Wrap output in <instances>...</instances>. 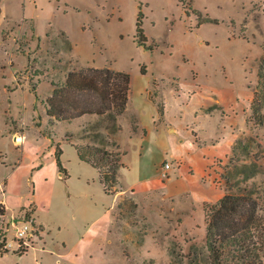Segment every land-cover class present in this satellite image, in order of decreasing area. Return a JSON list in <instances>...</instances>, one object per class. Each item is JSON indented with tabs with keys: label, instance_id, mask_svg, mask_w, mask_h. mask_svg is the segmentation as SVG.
Wrapping results in <instances>:
<instances>
[{
	"label": "rangeland",
	"instance_id": "1",
	"mask_svg": "<svg viewBox=\"0 0 264 264\" xmlns=\"http://www.w3.org/2000/svg\"><path fill=\"white\" fill-rule=\"evenodd\" d=\"M263 58L264 0H0V240L24 214L36 227L29 244L0 254V264H209L204 209L199 215L193 205L142 190L105 193L98 170L72 144L91 143L95 132L115 140L112 121L101 116L66 131L65 121L46 115L44 101L53 84L87 66L126 71L134 86L144 69L151 99L159 89L187 95L203 81L235 88L255 75L247 127L213 183L226 192V178L235 177L261 197ZM59 146L66 176L54 159ZM126 149L117 190L140 182L137 147ZM169 151L162 150L168 162Z\"/></svg>",
	"mask_w": 264,
	"mask_h": 264
},
{
	"label": "crops",
	"instance_id": "2",
	"mask_svg": "<svg viewBox=\"0 0 264 264\" xmlns=\"http://www.w3.org/2000/svg\"><path fill=\"white\" fill-rule=\"evenodd\" d=\"M255 80V75L250 82L244 76L238 86L230 83L235 87L230 89L203 81L195 83L194 90L187 95H182L180 88L172 90L171 96L159 89L156 100L164 104L159 121L157 107L150 97L151 80L143 74L141 82L134 86L131 78L127 105L117 117L121 129L115 140L125 153L129 142L137 147L140 182L123 185L119 193L129 192L134 197L137 190H142L185 207L193 205L202 215L203 203H214L225 193L215 186L213 176L220 172L247 127L253 95L249 85ZM175 109L179 110L178 117ZM96 119L99 118L95 114H85L65 121L66 131L76 132L82 124ZM163 149L170 150L168 169L164 168L168 161L162 156Z\"/></svg>",
	"mask_w": 264,
	"mask_h": 264
},
{
	"label": "trees",
	"instance_id": "3",
	"mask_svg": "<svg viewBox=\"0 0 264 264\" xmlns=\"http://www.w3.org/2000/svg\"><path fill=\"white\" fill-rule=\"evenodd\" d=\"M142 16L138 6L135 27L140 45L146 41ZM207 19L205 21L216 22ZM140 71L145 73L142 68ZM258 74L259 77L264 76L262 70ZM130 82L128 72L110 67L87 66L71 70L66 74L64 82L53 84L50 95L44 101L45 113L51 121H70L85 114L105 116L112 121L114 129L111 134H115L121 129L115 121L127 105ZM151 100L157 107L160 121L163 118L164 104L155 97ZM252 102L254 103V98ZM257 119L264 121L262 116H257ZM90 138L89 144H72L79 160L98 170V179L105 193L115 194L121 191L122 189L116 188L117 170L124 165L122 158L125 153L120 151L119 145L111 136L104 137L95 132ZM108 145L115 150L107 148ZM61 153L59 146L54 151V159L60 175L66 176L67 170L60 159ZM105 165L109 166V172L103 170ZM239 183V179L227 177L225 194L214 203H204V247L209 264H264V186L262 196L259 197L247 184L239 186Z\"/></svg>",
	"mask_w": 264,
	"mask_h": 264
},
{
	"label": "built area",
	"instance_id": "4",
	"mask_svg": "<svg viewBox=\"0 0 264 264\" xmlns=\"http://www.w3.org/2000/svg\"><path fill=\"white\" fill-rule=\"evenodd\" d=\"M164 168H169V162L164 163ZM11 227L13 229L12 236L9 238L5 235L0 240V254L10 249H22L24 245L29 244V239L35 235L36 227L33 220L32 218H25V214L22 217L13 218Z\"/></svg>",
	"mask_w": 264,
	"mask_h": 264
},
{
	"label": "bare ground",
	"instance_id": "5",
	"mask_svg": "<svg viewBox=\"0 0 264 264\" xmlns=\"http://www.w3.org/2000/svg\"><path fill=\"white\" fill-rule=\"evenodd\" d=\"M19 140H20V136H19V135H16V136H15V141H16V142H19Z\"/></svg>",
	"mask_w": 264,
	"mask_h": 264
}]
</instances>
